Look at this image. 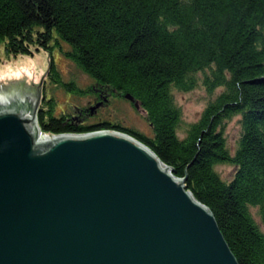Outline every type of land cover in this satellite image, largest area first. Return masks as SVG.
I'll use <instances>...</instances> for the list:
<instances>
[{
	"label": "trees",
	"instance_id": "16d2710c",
	"mask_svg": "<svg viewBox=\"0 0 264 264\" xmlns=\"http://www.w3.org/2000/svg\"><path fill=\"white\" fill-rule=\"evenodd\" d=\"M0 46L7 56L42 48L50 55L36 112L42 133L132 136L186 178L239 264H264V0H0ZM56 49L89 85L65 81ZM45 82L88 97L89 106L57 114ZM200 84L219 92L184 125L176 93ZM137 101L150 135L117 118L121 104L137 110ZM110 105L112 114H98ZM236 116L240 136L231 149L225 128ZM220 165L234 168L231 178Z\"/></svg>",
	"mask_w": 264,
	"mask_h": 264
},
{
	"label": "water",
	"instance_id": "95a60500",
	"mask_svg": "<svg viewBox=\"0 0 264 264\" xmlns=\"http://www.w3.org/2000/svg\"><path fill=\"white\" fill-rule=\"evenodd\" d=\"M31 103L0 102V264H239L146 145L111 130L41 140Z\"/></svg>",
	"mask_w": 264,
	"mask_h": 264
},
{
	"label": "rangeland",
	"instance_id": "374dc122",
	"mask_svg": "<svg viewBox=\"0 0 264 264\" xmlns=\"http://www.w3.org/2000/svg\"><path fill=\"white\" fill-rule=\"evenodd\" d=\"M60 53L61 52L56 49L53 52V56L65 81H69L72 77H75L81 88L89 85L91 79L80 72L72 61ZM49 56L48 51L43 48L40 50L34 49L32 55L20 54L18 56H7L4 49L0 46V102L7 104L14 100L29 101L34 103L38 108L42 96L40 95L39 100H37L38 90L42 93V89L44 88V78L49 68ZM52 86L53 85L46 83L45 90L47 96H51L53 92L57 114L74 105L79 107L89 106L90 99L88 97L72 95L71 92H66L62 88H54ZM218 92L219 90L211 95L206 88L200 84L189 92L176 93V101L182 109L184 125L196 122L200 118L211 97L214 98ZM113 109L114 107L112 105L103 106L98 111V114L106 116L108 110L112 114L114 111ZM92 112H95V109L92 110ZM117 112V118L123 125L132 127L146 135L151 134V128L143 112L133 109L127 103L121 104ZM239 119L240 117L236 116L226 124L225 135L231 149L237 145L240 136L241 126ZM86 134L88 133L74 135L83 136ZM52 136L54 135L44 134L42 131L40 133L41 140H45L49 137L51 138ZM218 170L225 178H231L234 172V168L229 165H220Z\"/></svg>",
	"mask_w": 264,
	"mask_h": 264
},
{
	"label": "bare ground",
	"instance_id": "6f19581e",
	"mask_svg": "<svg viewBox=\"0 0 264 264\" xmlns=\"http://www.w3.org/2000/svg\"><path fill=\"white\" fill-rule=\"evenodd\" d=\"M8 72H9V71H8ZM8 72H7V73H8ZM15 73H16V72H15Z\"/></svg>",
	"mask_w": 264,
	"mask_h": 264
}]
</instances>
